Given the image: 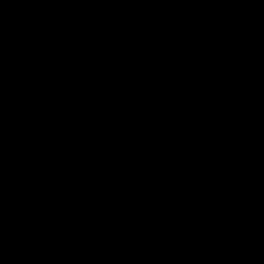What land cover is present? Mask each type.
Masks as SVG:
<instances>
[{
	"label": "water",
	"instance_id": "obj_1",
	"mask_svg": "<svg viewBox=\"0 0 264 264\" xmlns=\"http://www.w3.org/2000/svg\"><path fill=\"white\" fill-rule=\"evenodd\" d=\"M0 264H264V0H0Z\"/></svg>",
	"mask_w": 264,
	"mask_h": 264
}]
</instances>
